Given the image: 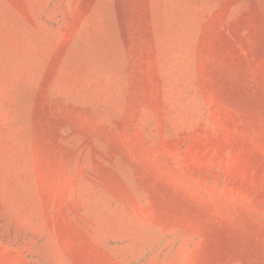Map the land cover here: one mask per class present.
I'll return each mask as SVG.
<instances>
[{
  "label": "rangeland",
  "instance_id": "rangeland-1",
  "mask_svg": "<svg viewBox=\"0 0 264 264\" xmlns=\"http://www.w3.org/2000/svg\"><path fill=\"white\" fill-rule=\"evenodd\" d=\"M0 264H264V0H0Z\"/></svg>",
  "mask_w": 264,
  "mask_h": 264
}]
</instances>
